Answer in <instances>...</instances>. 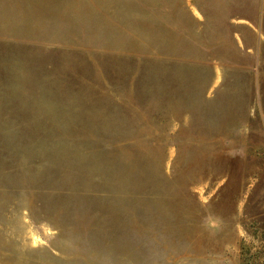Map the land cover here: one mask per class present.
Wrapping results in <instances>:
<instances>
[{
	"label": "rangeland",
	"instance_id": "rangeland-1",
	"mask_svg": "<svg viewBox=\"0 0 264 264\" xmlns=\"http://www.w3.org/2000/svg\"><path fill=\"white\" fill-rule=\"evenodd\" d=\"M247 19L264 0H0V264H264Z\"/></svg>",
	"mask_w": 264,
	"mask_h": 264
},
{
	"label": "crops",
	"instance_id": "crops-1",
	"mask_svg": "<svg viewBox=\"0 0 264 264\" xmlns=\"http://www.w3.org/2000/svg\"><path fill=\"white\" fill-rule=\"evenodd\" d=\"M248 24H250V26L249 27H247V29L250 31V32H252V33H254V31L256 32H259L261 35L260 36H263L264 37V27L263 26H260L259 25V22H257V21H253V20H249V19H247V21H246ZM253 28H252V27ZM255 50V48H250V47H247V51H254ZM259 106H258V108H260V110H261V113H263L264 114V96L262 95V96H260V98H259Z\"/></svg>",
	"mask_w": 264,
	"mask_h": 264
}]
</instances>
